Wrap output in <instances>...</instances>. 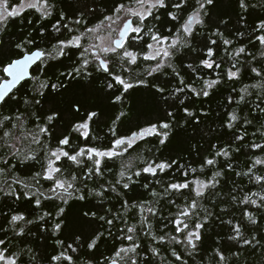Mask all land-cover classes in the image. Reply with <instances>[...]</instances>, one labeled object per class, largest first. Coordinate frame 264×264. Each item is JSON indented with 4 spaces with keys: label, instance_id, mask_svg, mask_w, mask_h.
<instances>
[{
    "label": "snow or ice",
    "instance_id": "snow-or-ice-1",
    "mask_svg": "<svg viewBox=\"0 0 264 264\" xmlns=\"http://www.w3.org/2000/svg\"><path fill=\"white\" fill-rule=\"evenodd\" d=\"M97 2L98 0H83V2L76 0L77 7L72 11L75 19H70L64 10H59L58 18L54 23H51V31L63 36L62 29H64L69 35L63 39L59 36L56 37V43H53L51 48L46 50L37 47L45 36L43 24L38 30V38L34 36L33 31H29L27 35L21 32L20 35L23 36V39L18 41L10 39L6 43L3 36L9 22L21 17L27 10H35L39 14V20L48 21L57 11L56 4L51 3L50 0H18L17 3H11L10 0H0V58H2L0 59V65H2L0 66V73H3L5 77L0 80V105L17 99L13 95V89L18 85L22 87V82H25L26 78L32 80L33 92L31 100L25 98L23 101L27 106L25 112H17L15 115L0 113V133H2L0 135V150L7 149L3 155H0V164L4 165V167H0V176H7L14 167V165H10L9 157L21 162L37 160V153L43 151L44 161L41 170L34 173L33 183H26L16 178H13L12 181V184H20L25 189L22 195L27 201L31 202L35 198L34 204L38 207L41 206L42 198L48 201L59 200L63 205L71 207L69 201H72L73 204H79L81 201H86L88 197L95 196L102 204L106 191L110 190L117 192L118 195H123V193L118 192V186L124 190H129L130 185L136 183L133 177H140L142 173L151 174L155 177L157 170L165 172L166 169H171L173 165L177 164V161L156 162L140 156L130 158L126 162L122 160L118 179L115 183L109 181L106 185L100 184L99 190H97L96 188H89L86 182L94 177L102 178L107 167L106 159L123 158L125 153H128L129 149H132L138 141L155 137L160 145H166L170 137L174 135V129L179 127L175 113L169 110L177 107L175 101L179 100V107L182 108L187 118H193L194 113L184 106L185 100L190 99L188 95H185V90H190L191 94L196 97H209L210 90L222 83L221 74L218 72L215 79L198 77L202 80V86L197 89L185 81L184 76L181 75V69L174 63L175 60H180L183 64L182 57L187 52L193 53L194 58L206 57L199 60V65L205 69L212 70L221 67V64L214 59V48L210 45L217 44V40L212 39V36L219 37L224 45L233 43L232 40L224 38V33L220 31V26L227 28L230 20L219 19L215 29L209 33L207 41H198L199 29L208 27V22L212 21V10L216 9L219 0H121V2L112 0V6L107 9L109 14H104L97 23L88 26L87 17L89 15L95 16L98 11L95 7L90 8L89 4H96ZM261 3L264 4V0H261ZM66 7L73 10L72 4H67ZM237 7L241 10L240 19L243 20V13L249 11L250 5L247 0H237ZM251 7H255V5ZM99 12L104 13L105 9L101 8ZM161 13H163V17ZM66 20L67 22H65ZM33 23L34 21L28 20L29 25ZM165 23L172 25L167 28V34L161 31V27ZM256 33L260 34L256 35ZM237 35L242 37L244 32L240 31ZM250 35H254L255 40L264 46V19L255 25ZM145 37L148 38L147 41ZM197 41L203 45L202 48L194 46ZM135 47H139V50H132ZM77 51L79 55L76 60H73L71 65L66 66V71L60 72L56 76L54 83L51 82V77L41 80L39 76L29 75L30 66L36 65L38 71L44 72L45 69L39 65H48L49 61L60 62L62 57ZM225 51L227 52V49ZM245 51L244 47H239L233 53H229L234 62L226 70L228 80L239 78L241 69L237 67L239 61L236 58ZM261 55L264 56V52ZM139 59L154 63L146 65L143 73H133L132 66L136 65ZM199 65L194 67L191 63L183 64V69H190L191 73H196ZM166 69H171L174 77L178 78L179 86L173 85L169 90L167 88L168 81H165V87H161L148 80V77L158 79L157 76H154L155 73L167 74ZM251 72L260 77V82L245 85L240 90L241 94L237 104L244 102L246 97L252 95L249 91L250 88L256 89V100L251 101V103L254 110L264 116V107H261L264 104V67L259 69L251 67ZM97 79L100 80L101 87L96 91L103 94L110 106H120L119 113L108 127V132L112 136L110 146L104 150L96 146H87V144L73 146L74 136L75 139L83 138L84 141H87L90 136L91 125L104 115L103 111L92 110L97 105L88 104L86 106L85 100L75 96L69 98L67 113L76 119L75 122L69 120L64 129L57 126V122L64 119V108L53 106L49 108L50 114L47 115L32 111L33 108L42 103L40 99L35 98L37 95L55 100L56 96H63L72 89L74 84L90 88ZM84 81L87 83H82ZM139 90L149 92L157 101L162 100L163 110L157 115L155 122L149 119L143 125L137 124L135 126L137 130H130V135H118L117 122L123 123L122 118H129V112L126 110L128 100L132 93ZM166 92L168 95H165ZM180 95H184V99H179ZM170 99L173 103H169ZM229 103H231V97H229ZM229 116L227 127L231 129L239 117L235 110L229 113ZM30 119L36 121L31 129L27 127ZM196 123H199L198 119ZM244 123L251 124L252 121L245 119ZM245 135H247L246 132L236 135L235 140L243 141ZM260 135L264 138V132H261ZM54 136L57 137L55 148L50 147L48 143ZM92 139L95 140L96 137L93 136ZM212 147L215 148L216 146L213 145ZM246 147L264 151V143L253 141L251 145H246ZM231 151L233 149L228 146L215 151L212 158L205 157L201 171L207 166L215 167L217 157H224L227 160ZM234 151H239V149ZM62 160L76 165L78 170L87 167L84 177H78L75 172L68 175L65 168L58 166V162H62ZM137 160L143 166L133 171ZM86 161L90 162V166L86 165ZM257 165H264V158L256 156L246 171L235 174L248 177V182L259 186L260 190L246 193L239 199L236 195L231 196L234 204L253 207L254 211H248L247 208L242 211V218L252 225H257L256 214L264 212V174H257L254 171ZM227 168L234 171L231 162L227 163ZM180 170H183L182 174L185 178L189 172L196 173L197 171L195 168L185 169L183 165L179 166L178 171ZM223 175L222 170H216L212 172L207 181L199 178L185 179L183 182L166 181L167 187L163 189V196L165 197L172 192L182 194L181 190H189L190 193H194L191 198L185 197L184 204L182 206L177 205L176 212L170 213L167 218L176 234L169 233L157 236L151 233L152 225L148 217L143 215L139 222L142 230L143 226L146 225V230L151 234L153 241L163 242L167 236L170 244L183 245L187 254L191 256L197 248V242L202 241V230L212 216V213L203 207L200 201L204 199L206 190L215 189L220 184L219 178ZM41 179L50 182V187L46 191H41L39 186ZM78 181L80 186H77ZM156 183L160 184L161 182L156 180ZM4 184L7 185V191L4 190L3 186H0V192H3L5 196H14L16 200L21 199V194L16 192L12 184H7L6 180ZM143 187L148 188L149 185L144 184ZM151 195L153 198L161 196L156 191H152ZM155 203L158 204L159 200H155ZM170 203L175 204L176 202L171 200ZM132 208L138 209L141 213L146 210L151 216L158 215V210L156 207L150 206V202L140 201L129 204L127 200H124L123 209L119 213H113L112 208H108L105 215L98 216L96 211L89 209L80 215L79 221L81 226H91L96 220L104 222L109 226L108 235L111 237L113 235L111 228L115 227L114 221L126 216ZM108 215H112L113 218L108 219ZM45 218L52 221L51 228L44 227L41 228V231L56 237L53 252L57 248L60 249L58 254L47 257L49 264H54V262L77 264L74 254L78 252V249L84 247L85 244L88 249L97 248L98 241L104 235L102 232H95V229H92L86 234L90 238L89 242L87 238L82 240V236H85L83 231H72L68 239H72L73 242L66 243L64 239L57 236L58 233L63 235L70 228L66 208L57 205L54 215L52 212L46 211L38 217L40 221H45ZM17 222H22L23 225L19 231H16ZM8 223L15 233L12 238L14 239L23 235L25 227L34 224V221L26 219L22 213H15L11 215ZM224 223L232 226L233 235L228 237L229 240L237 243L242 242V245H250L253 249L257 247L264 249V244H261L255 234L252 235L251 239L244 237L241 224H233L231 219L224 221ZM124 224L125 227L119 229L121 236L117 238L129 241L130 246L120 247L115 251L114 257L105 258L101 264H138L139 253L137 249L140 248V244L136 242L137 227L136 225L129 226L127 220L124 221ZM0 231L5 233V238L0 239V264H19L24 254L29 256L32 264H38L37 255L30 247L24 249L19 248L18 244L13 245L12 239L6 235L7 229H0ZM181 236L183 239L180 238ZM13 247L18 250L13 251ZM149 251L153 257L160 256V250L157 247H150ZM170 252L178 264H187V261L182 259L181 254L175 248H170ZM215 255L219 257L218 264H228L229 257H226L220 249L215 250ZM232 255L239 257L241 253L236 252ZM262 255H264V251H262ZM166 259V257L160 256L161 264H165ZM86 264H91V261H87ZM167 264H173V262L168 261Z\"/></svg>",
    "mask_w": 264,
    "mask_h": 264
},
{
    "label": "trees",
    "instance_id": "trees-1",
    "mask_svg": "<svg viewBox=\"0 0 264 264\" xmlns=\"http://www.w3.org/2000/svg\"><path fill=\"white\" fill-rule=\"evenodd\" d=\"M11 3H17L18 0H10ZM51 3L56 4V10L52 17L48 21L39 20V14L35 10H27L21 15L11 20L7 26L6 33L3 39L7 43L10 39L18 41L23 39L20 35L21 32L27 35L29 31H33L34 36L39 37V28L43 24L45 26V36L37 47L43 49H50L53 43H56V37L63 39L68 37L69 33L62 29L63 36L51 31V23H54L58 18L59 10H64L70 19H75L72 15V11L77 7L76 0H50ZM83 2V0H81ZM121 2V0H117ZM250 5L249 11L243 13L244 19L241 20V10L237 7V0H219L216 9L212 10V21L208 22V27L199 29L200 35L199 40L207 41L208 35L217 26L219 19L230 20L227 28L220 26V31L224 33V38L233 41L231 45H224L219 37L212 36V39L217 40L216 45H210L214 48V59L221 64L219 69L213 68L212 70L205 69L202 65H199V60L206 57L194 58L193 53H184L182 60L183 64L191 63L194 67L199 65L196 73H191L190 69H183V64L180 60H175L174 63L178 68L181 69V75L184 76L187 83L192 84L193 87L199 89L202 86L203 79H215L216 73L221 74L222 83L215 86L214 89L210 90L209 97H196L191 94L190 90H185V95H188L190 99L185 100L184 106L189 108V111L194 113L193 118H187L182 108L179 107V100L175 101L176 108L169 110L173 111L176 115V119L179 122V127L174 129V135H172L166 145H160L159 141L155 137H148L143 141H138L136 145H133L132 149H129L128 153H125L123 158H114L112 160L106 159V165L104 176L102 178L94 177L92 180H87L89 188H96L99 190L100 184H107L109 181L115 183L118 179V173L120 171L121 163L128 161L130 158H136L142 156L143 158L156 162L166 161L171 162L172 160L177 161L176 165H173L171 169H166L165 172L157 170V175L154 177L151 174L142 173L140 177H133L136 181L135 184L130 185L129 190H124L118 186V192L123 195H118L117 192L106 191L104 193L105 199L101 204L95 197H88L86 201H81L79 204H73L72 201L69 203L72 205L68 207L63 205L59 200L48 201L42 198L41 206L34 204V199L29 202L27 201L22 193L25 189L20 184H12L13 178L22 180L26 183H33L32 177L34 173L41 170L42 163L44 161L43 151L37 153V160H29L21 162L12 157H9L10 165H14L12 171L7 176H0V186L4 187L7 191V184H12L16 192L21 194V199L16 200L14 196H5L3 192H0V229H7V237L12 239L15 233L12 231V227L8 221L11 219V215L15 213H22L26 219L33 220L34 224L27 225L25 232L20 237L12 239V244L19 245V248H31L37 255L38 264H49L47 257L52 254H58L59 248L53 252L54 241L56 237H53L50 233L41 231V228H51V220L45 218V221H40L39 216L43 215L44 212L50 211L55 214L57 205L66 208L68 220L70 222L69 230H66L63 235L59 233L57 236L60 239H64L66 243H72V239H68L72 231H83L87 237V233L92 229L95 232H102L104 235L100 241H98V247L95 249H88L85 244L84 247L78 249V252L74 254V259L77 264H86L87 261H91V264H101L105 261V258L111 259L114 257L115 251L120 247L130 246V242L127 240L118 239L121 236L119 229L124 228V221L127 220L129 226L136 225V242L140 244V248L137 249L139 253L138 264H161L160 256L166 257L165 264L168 261L173 264H178L175 258L171 256L170 248H175L178 253L181 254L182 259L187 261V264H218L219 257L215 255V250L220 249L221 252L229 257L228 264H264V255L259 247L253 249L250 245H242L236 241L228 239L229 236L233 235L231 231V225L224 223V221L231 219L233 224H241L244 237L251 239L252 235L255 234L257 239L264 244V212L256 214L257 225L250 224L246 219L242 218V211L247 208L248 211H254L251 206H244L234 204L231 200L232 195H236L239 198L246 193L257 192L260 190L259 186L250 184L248 177L237 176L236 172H244L248 167L251 166L252 160L256 156L264 158V151L260 149H252L246 147L251 145L253 141L258 143H264V138L261 137L260 133L264 132V116L259 112L255 111L251 101L256 100L257 90L250 88L249 91L252 93L251 96L246 97L244 102L237 104L240 97V90L245 85H253L260 82V77H257L255 73L251 72V67L262 68L264 67V56L261 55L264 52V46L260 45L255 40L252 33V29L261 19H264V4L261 0H247ZM72 4L73 10H69L66 5ZM255 5V7H251ZM112 6V0H98L96 4H89V7L97 8V14L95 16L89 15L88 26H92L97 23L99 19H102L104 14H109L107 9ZM105 9L104 13H100L99 9ZM163 17V13H161ZM28 20L34 21L32 25L28 24ZM67 22V20L65 21ZM207 22V21H206ZM171 24L165 23L161 27V31L167 34V28L171 27ZM82 30V29H81ZM174 31V29H173ZM244 32V36H238V32ZM260 33H256L258 35ZM147 41L148 38L145 37ZM194 44L197 48H202L203 45L199 42ZM244 47L245 53H242L236 58L237 67L241 69L239 78L228 80L226 70L231 67L234 62L229 53H233L236 48ZM227 49V52L225 51ZM132 50H139V47H135ZM206 51V49H205ZM79 52H75L66 57H62L60 62L49 61L48 65H39L44 68V72L37 70L35 65L32 68V76H39L41 80L48 79L51 77V82H56V76L63 71H66V66L71 65L73 60H76ZM2 59V58H0ZM154 62H146L142 59L137 61L136 65L132 66L133 73H143L146 65ZM2 66V65H0ZM235 70V69H233ZM167 74L155 73L158 79L148 77V80L152 83H156L161 87H165V81H168L167 88L170 90L173 85L179 86L178 78L174 77L171 69L165 70ZM99 75V74H97ZM127 75V74H125ZM4 77L3 73H0V80ZM86 84L87 82H82ZM22 87L18 86L14 90L13 95L17 98L16 100L9 101L7 104L0 106V113L3 115H15L17 112H25L26 105L24 99H32V80L27 79L22 82ZM100 80L97 79L94 84L89 87H81L75 85L63 96H56L55 100L50 97H40L37 95L35 98L42 101L41 105L36 106L32 111H36L38 114L47 115L50 114L49 108L53 106H59L65 109L64 119L57 122V126L60 129H64L67 122L72 120L75 122V117L67 113V101L69 98L75 96L78 99L85 100L86 106L88 104H95L97 107L92 110L103 111L104 115L99 117L97 122L91 125L90 136L87 141L83 138H73V146L76 145L84 146H96L101 150L110 146L112 136L108 132V127L111 125L112 120L120 111V106H110L109 102L104 99L103 94L96 91L100 88ZM235 89V91H233ZM48 91L47 89L45 90ZM54 95V94H53ZM168 95V92L165 93ZM229 97H231V103H229ZM179 99H184V95H180ZM169 103H173L170 99ZM163 101H157L151 96V94L144 90H139L132 93L126 110L129 112V118H122L123 123L117 122L118 135H130V130H137L136 125H143L145 121L151 119L155 122L157 115L163 110ZM264 107V104L261 105ZM235 110L239 119L234 123L233 128L227 127V122L230 119L229 113ZM83 112V109L81 110ZM206 114V115H205ZM199 123H196V120ZM245 119L252 121L251 124H245ZM36 121L30 119L27 123L29 129L33 128ZM10 126V125H9ZM245 135L243 141L235 140L236 135ZM255 133V135H253ZM67 134V132H65ZM2 135V133H0ZM96 139L93 140L92 137ZM49 146L55 148L57 145V137L54 136L48 141ZM216 147L213 148L212 146ZM230 146L231 151L230 157L226 160L224 157H217V164L215 167L207 166L201 171V165L204 163V158H212L215 151L220 148ZM33 147H36L33 145ZM239 149V151H234ZM7 149L0 150V155H3ZM231 162L234 171H230L227 168V163ZM86 165L90 166V162L86 161ZM180 165H183L185 169L195 168L196 173L189 172V175L185 178L182 174L183 170L178 171ZM58 166H61L67 170V174L70 175L75 172L78 177L83 178L84 172L87 167L77 169V166L71 164V162L62 160L58 162ZM143 165L137 160L133 171L137 170ZM0 167L4 165L0 164ZM110 169V171H109ZM222 170L224 172L223 177L220 179V184L215 189L206 190L205 197L200 203L203 207L212 213L209 218V222L202 230V241L197 242V248L190 256L185 251L183 245H176L169 243L167 236L165 241L159 240L153 241L151 234L146 230V225H140L141 216H147L149 222L152 225L151 233L161 236L166 234L174 233V228L168 223V216L170 213H175L177 205H183L185 197L191 198L194 193H190L189 190H181L182 194L175 192L170 193L168 196H163V189L167 187L166 181L171 180L172 182H183L185 179L193 180L199 178L207 181L213 171ZM254 171L257 174H264V165H257ZM156 180L161 183L157 184ZM127 182V181H125ZM148 184V188H144L143 185ZM163 185V187H161ZM41 191H46L50 187V182L43 179L40 180ZM79 181H78V185ZM235 189V191H233ZM152 191H156L161 194L160 197L153 198L151 195ZM219 193V195H217ZM127 200L129 204L138 203L140 201L150 202V206L156 207L158 210L157 216H151L146 210L141 213L138 209L132 208L126 216H123L120 220L114 221L115 227L111 228L113 235L109 237L108 230L109 226L101 221L96 220L91 226H81L79 217L84 211H96L98 216L105 215L108 208H112L113 213H119L123 209V201ZM155 200H159V203H155ZM171 200H175V204L170 203ZM90 201V203H89ZM223 210V211H222ZM203 215V213H201ZM108 219H112V215L107 216ZM167 225V227H165ZM23 226L22 222H17L16 231ZM178 235V234H177ZM5 238V233L0 231V239ZM183 239V237H180ZM150 247H157L160 250V256L153 257L149 251ZM13 251L18 249L13 247ZM239 252L241 255L235 257L232 254ZM71 254V253H70ZM19 264H32L29 260V256L24 254ZM59 264V262H54Z\"/></svg>",
    "mask_w": 264,
    "mask_h": 264
},
{
    "label": "water",
    "instance_id": "water-1",
    "mask_svg": "<svg viewBox=\"0 0 264 264\" xmlns=\"http://www.w3.org/2000/svg\"><path fill=\"white\" fill-rule=\"evenodd\" d=\"M38 63V62H37ZM35 65H32V66H30V68H29V75L30 76H32V68L34 67ZM26 80H27V78H26ZM19 86V85H18ZM18 86H16L14 89H13V91L18 87ZM1 106V105H0Z\"/></svg>",
    "mask_w": 264,
    "mask_h": 264
},
{
    "label": "flooded vegetation",
    "instance_id": "flooded-vegetation-1",
    "mask_svg": "<svg viewBox=\"0 0 264 264\" xmlns=\"http://www.w3.org/2000/svg\"><path fill=\"white\" fill-rule=\"evenodd\" d=\"M14 92V91H13Z\"/></svg>",
    "mask_w": 264,
    "mask_h": 264
}]
</instances>
